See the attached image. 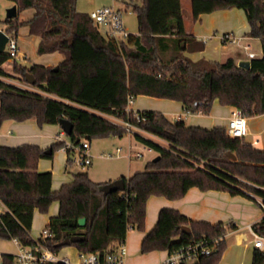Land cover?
<instances>
[{
	"label": "trees",
	"instance_id": "1",
	"mask_svg": "<svg viewBox=\"0 0 264 264\" xmlns=\"http://www.w3.org/2000/svg\"><path fill=\"white\" fill-rule=\"evenodd\" d=\"M10 1L17 5L18 15L30 8L35 13L26 20L6 18L5 31L18 37L20 28L26 26L30 35L39 38V54L58 51L64 59L49 66H25L14 59L10 73L3 67L11 59L9 53L6 49L0 53V124L31 118L39 125L58 124L65 118L74 125L67 135L69 141L80 144L86 138L90 142L94 137L123 136L124 126L109 118L114 116L129 119L168 145L137 133L160 158H152L129 177L123 175L124 189L105 195L106 183L93 180L87 171L75 173L71 182L53 190V172L39 170V160L53 159L56 150L65 148L66 140L57 139L47 148L0 144V200L5 206L0 212V238L34 244L35 212L48 213L57 203L58 213L46 226L53 235L43 243L58 252V242L85 234L84 240L72 244L80 252L104 254L124 241L130 229L145 231L149 197L176 200L192 187L242 195L264 209V149L229 135L224 126L189 125L182 117L170 120L157 110H138L146 116L138 121L125 112L131 93L180 101L186 113L209 114L213 102L219 100L222 105L240 108L247 117L264 114V53L251 59L250 69L240 67L233 58L223 62L192 60L184 54L182 43H188L189 51H200L205 44L187 34L182 0H130L138 34L130 33L119 44L102 33L89 13L77 9V0ZM234 7L244 10L249 35L260 38L264 47V0H191L194 21L206 12ZM168 51L174 55L165 59ZM27 72L35 76L36 83L27 82ZM5 78L19 79L29 87ZM66 151L70 166L74 154ZM82 217L86 218L84 226L79 223ZM182 225L191 231L183 230ZM252 229L264 236V216ZM227 230L222 222L195 220L165 207L145 235L141 251L173 250L205 239L211 253L192 264H219L226 240H215ZM1 264H17L16 256L4 253ZM253 264H264V250L259 247L254 249Z\"/></svg>",
	"mask_w": 264,
	"mask_h": 264
},
{
	"label": "crops",
	"instance_id": "2",
	"mask_svg": "<svg viewBox=\"0 0 264 264\" xmlns=\"http://www.w3.org/2000/svg\"><path fill=\"white\" fill-rule=\"evenodd\" d=\"M189 5L191 7V0H182L183 9L185 6L187 7ZM34 13L35 10L30 8L22 11L18 16H20V20H26L31 18ZM184 21L186 22L185 18ZM185 27L189 36L193 35L197 42H203L205 44L204 49L200 51L186 50L184 52L185 55H189V57L194 61L206 60L223 62L228 58H233L237 63H239L242 60H251V57L248 55L249 51L256 52L259 57L263 56V42L260 38L249 35L250 25L243 9L234 7L216 10L211 13L206 12L202 14L198 20H193L190 25H188L186 22ZM5 28L0 27V30H5ZM99 28L104 35L107 33L106 25H99ZM22 32L24 33L25 37L30 38V42H39V38L37 36L29 34L28 27L26 28V26H24L20 28L19 34ZM224 33H231L238 37V39L240 38L239 42L224 43L221 40V35ZM132 34H138V32ZM19 45L21 50L20 57L17 60H19V62L25 66H31L35 63L46 66L57 65L64 59V54L58 51L40 54L37 56L35 54V50L37 52L36 47L33 49V55L31 57V55H27L26 49L21 46L20 43ZM244 45H249V49H245ZM186 46H188V43H186ZM233 46H236V48H232ZM10 61L13 62L14 59H9L7 62H5L3 67L7 72L12 73L13 70L6 68V64ZM13 66L14 65L11 66V69ZM12 80L13 83L18 86L29 87L27 83L22 82L19 79ZM135 102L136 103H134L133 108L136 110L162 111L167 116L168 114H172L173 120L180 117L184 119V117L192 115L200 119L190 125H203V127L208 128L213 126L226 127L234 109L232 106L222 105L219 100H215L213 102L209 114H203L200 112L186 113L180 101H175L172 99L167 100V98L164 99L148 95H137V97H135ZM248 122L249 133L245 137V140L257 148L264 149V114L248 117ZM62 131L63 129L59 123L39 125L35 118H31L22 122L6 120L0 124V144L7 146L35 144L43 148H47L57 140L58 136L63 133ZM137 133L145 138L153 140L150 138V136H152L156 139L153 141L163 146L168 145L165 140L160 139L157 136H153L152 134L145 131L136 132L131 135L138 139ZM65 139L67 141L69 140V138L66 136ZM130 145L133 149L140 147V145L133 142L131 139L129 146ZM154 154L155 157L156 152ZM67 158L68 152L64 148H60L56 150L53 159L48 160L47 158H42L39 160V170L44 171L51 169L53 172V190L58 189L63 183L71 182L74 178V174H66V172H69L70 170L69 165H67ZM128 158L131 159L133 157ZM49 161H52V165L48 163ZM122 176L123 175L120 177H112L111 175L108 177L107 181L97 182L108 183L114 181L115 178H121ZM214 195L215 197L213 198ZM148 200L146 223H149L147 224L149 228L145 229L147 234L157 223V221L154 223V212L156 213L154 209H157V212H159L165 207L175 208L192 219L206 220L213 224L215 222H222L226 227H228L227 232L224 234L226 248L219 264H253V252L256 248V237L254 230L252 229V224L259 221L264 216V209L257 205L252 199L242 195L232 196L228 192L224 191H202L197 187H192L187 191L185 196L176 200H171L164 196L156 195L149 197ZM57 213L58 204L55 206V208L54 205H52L48 213H41L39 210L35 212L32 228L33 230L31 231L33 238L36 239L40 236V230H43L48 225L50 217L52 215H56ZM158 218L159 215L157 218H155V220H158ZM149 221L151 222L152 227H150ZM129 233L125 238L128 250ZM261 249L264 250V246ZM18 251L19 244L14 239L0 238V264L2 262V255L4 253H12L16 255ZM163 251L166 252V250ZM128 263L135 264L133 261H131V259L129 260V258Z\"/></svg>",
	"mask_w": 264,
	"mask_h": 264
},
{
	"label": "built area",
	"instance_id": "3",
	"mask_svg": "<svg viewBox=\"0 0 264 264\" xmlns=\"http://www.w3.org/2000/svg\"><path fill=\"white\" fill-rule=\"evenodd\" d=\"M92 20H94L99 25L107 26V33L105 34L111 40L116 43L127 40L129 37V32L123 22L122 9L117 7L115 4L111 6H103L90 14ZM5 31V30H4ZM6 32V31H5ZM9 37L6 43V50L9 53L11 59H18L20 57V45L18 37H15L7 32ZM240 39V38H239ZM238 37L231 33H224L221 35V40L224 43H238ZM245 49H249V45H244ZM250 59L259 58L256 52H248ZM23 87V86H22ZM135 96L133 94L128 95L127 105L125 107V112L129 114H134L136 120L144 121L146 116L134 109ZM110 120L113 122L122 124L126 130V133L134 134L136 132L143 131L135 123L127 120H122L118 117L109 116ZM248 117L243 113L240 108H234L231 117L226 126L227 133L235 137L245 138L249 133ZM58 136V140H66V132L62 131ZM65 150L69 149L74 154V162L80 165L82 168L87 167L92 163V155L90 150V142L84 139L80 144H73L71 141L66 140ZM117 153L122 151V148H117ZM153 147L147 143H143L139 148L133 149L130 145L128 148V157L142 158L146 153L154 152ZM111 157L114 154H110ZM5 209V206L0 200V212ZM51 229L45 227L38 238H34V244L32 245H22L17 238L14 240L19 244V251L15 255L17 264H49L58 263L63 264H129V250L127 244L124 241H119L114 246V249L101 254L100 252H80V262L73 263L67 257H61L58 252L48 248L43 241L48 237L52 236ZM255 246L262 248L264 246V236L257 234L255 231ZM224 236H220L215 241L218 242L222 240ZM212 251V247L209 245L208 241L205 239H200L198 241L189 243L187 245L178 247L173 250H166L165 256L155 264H182L186 262L187 264H192L197 261L202 255H208Z\"/></svg>",
	"mask_w": 264,
	"mask_h": 264
},
{
	"label": "rangeland",
	"instance_id": "4",
	"mask_svg": "<svg viewBox=\"0 0 264 264\" xmlns=\"http://www.w3.org/2000/svg\"><path fill=\"white\" fill-rule=\"evenodd\" d=\"M129 1L130 0H77V9L81 12L90 14L93 10H96L100 7L111 6L115 4L117 7L122 9L123 20H124L123 22L125 23L127 31L130 33H136L138 32L137 15L132 10V8L128 6ZM13 5L14 4L10 0H0V27H4V28L6 27L7 9ZM85 9H90V10H85ZM183 13L187 24L190 25L193 22L192 9L190 5L184 7ZM29 39L30 38L25 37L23 32L18 35L19 43L21 44V46H23L26 49L27 55L28 56L31 55L32 57L33 49L35 47L36 49L38 48V41L30 42ZM182 44H185V47L182 48L185 52L187 48L186 43L183 42ZM232 48H236V46H233ZM35 54L37 56L40 55L38 52H36V50H35ZM173 55H174L173 51H168L164 53L163 57L165 59H170ZM12 65H14V63L10 61L6 64V68L9 70H13L15 65L11 69ZM5 80L13 83V80L11 78L9 79L5 78ZM168 117L170 118V120L173 119L172 114L171 115L168 114ZM198 119L200 118H196L192 115L184 117V120H186V122L189 125L197 121ZM150 138L156 140L152 136H150ZM130 139L140 146L143 144L142 141L136 139L135 137H133V135L129 133H125L123 136L112 135V136L92 138L90 140V150H91V155L93 156L92 163L83 169L80 165H78L76 162L73 161V164L69 166L70 168L69 172H66V174H75L81 171H87L93 180L107 181L108 177H110L111 175L112 177H118V176L120 177L121 175H125L129 177L134 172L144 169L146 163L154 157L155 152L146 153L142 158L139 159L134 157L131 159L128 158L127 153H128ZM118 147L122 148V151L119 153V155L117 153ZM111 153L114 154L113 157L110 156ZM72 158L74 159V156ZM48 163L51 164L52 161H49ZM49 171L52 170L49 169ZM117 179L115 178L114 180ZM214 197L215 195L213 196V198ZM53 205L55 208V206H57V203H54ZM154 211H156V213L154 212L155 217L153 218H154V223H156L157 220H155V218H157L160 211L157 212L158 211L157 209L156 210L154 209ZM147 224L149 223H146L145 226L146 229L149 228ZM151 225L152 224L150 222V227H152ZM42 231L43 230L41 229L39 233H41ZM129 232H130L128 236L129 250H130L129 260L131 259V261H133L135 264H153V263H158L165 256L166 253L163 250H156L148 253H143L141 251L142 250L141 245L147 233L145 231H140L136 228L130 229ZM58 253L61 257L69 258L73 263L80 262V256H79L80 251L73 244L61 247Z\"/></svg>",
	"mask_w": 264,
	"mask_h": 264
},
{
	"label": "water",
	"instance_id": "5",
	"mask_svg": "<svg viewBox=\"0 0 264 264\" xmlns=\"http://www.w3.org/2000/svg\"><path fill=\"white\" fill-rule=\"evenodd\" d=\"M17 16H18L17 5H13L7 9V18L15 19V18H17ZM8 39H9V37L7 35V32H5L4 30H0V53H3L5 51L6 43H7ZM184 47H185V44H182V48H184ZM238 65L240 67L245 68V69H250L251 68V60H242L238 63ZM24 77L26 78L27 82H30L31 84L36 83L35 76L30 72L25 73ZM59 124L61 125V128L63 129L64 132H66L67 135H71V133L73 132L74 125L70 120L63 118L59 121ZM80 140H81V138L77 139V142H79ZM231 154H232L231 156L233 158H236V156L233 153H231ZM159 158H160V156H157L153 160L157 161ZM124 186H125L124 180L122 178H119L117 180L106 183L105 186L103 187V191H104V194L106 195L112 191L123 190ZM79 223L81 226H84L86 223V218L85 217L80 218ZM181 228L185 231H188V232L191 231V228L187 225H182ZM84 239H85V234L66 237L62 241L58 242L57 246L58 247H64L66 245H71L72 243L82 241Z\"/></svg>",
	"mask_w": 264,
	"mask_h": 264
}]
</instances>
